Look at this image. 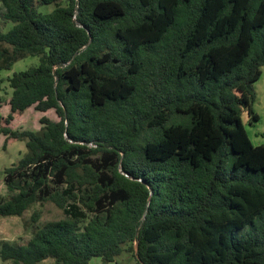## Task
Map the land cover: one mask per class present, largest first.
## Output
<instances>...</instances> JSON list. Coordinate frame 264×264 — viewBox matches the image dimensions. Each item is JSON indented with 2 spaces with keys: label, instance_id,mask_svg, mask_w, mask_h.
Masks as SVG:
<instances>
[{
  "label": "trees",
  "instance_id": "1",
  "mask_svg": "<svg viewBox=\"0 0 264 264\" xmlns=\"http://www.w3.org/2000/svg\"><path fill=\"white\" fill-rule=\"evenodd\" d=\"M0 2V72L40 60L0 96L3 148L27 147L0 216L48 201L66 215L2 259L264 264V143L243 119L259 120L264 0ZM28 109L39 129L17 128Z\"/></svg>",
  "mask_w": 264,
  "mask_h": 264
},
{
  "label": "rangeland",
  "instance_id": "2",
  "mask_svg": "<svg viewBox=\"0 0 264 264\" xmlns=\"http://www.w3.org/2000/svg\"><path fill=\"white\" fill-rule=\"evenodd\" d=\"M39 11L49 12L55 7L54 4H37ZM3 11L0 2V13ZM13 26V22H8L2 26V29L7 32ZM40 62L38 56H27L14 63L11 69H5L0 72V96L8 101L12 94V89L8 83V77L15 72H19L29 67L36 66ZM257 98L254 103V109L259 115V120L254 123L248 122V114L243 115L246 129L253 143L258 145L264 143V66L262 67V76L254 84ZM8 108L4 109L2 113H7ZM43 115L40 111L28 109L23 116L18 119L17 128L39 129L40 117ZM50 116H54V111L49 112ZM56 117V116H55ZM4 136L0 137V195H8V187L5 181L4 169L17 162L21 156L27 151L25 141L14 140L6 148H3ZM37 212L40 217L37 221L33 218V213ZM66 215L63 209L59 208L53 202H36L33 204L23 216H0V248L4 241H9L18 244L26 243L33 235L37 225L44 222L61 219ZM100 258H94L91 264H100ZM53 258H47L39 264H55ZM0 264H16L12 260H4L0 255ZM109 264H138L135 257L126 251L122 252L115 261Z\"/></svg>",
  "mask_w": 264,
  "mask_h": 264
},
{
  "label": "water",
  "instance_id": "3",
  "mask_svg": "<svg viewBox=\"0 0 264 264\" xmlns=\"http://www.w3.org/2000/svg\"><path fill=\"white\" fill-rule=\"evenodd\" d=\"M136 247H137V244H136Z\"/></svg>",
  "mask_w": 264,
  "mask_h": 264
}]
</instances>
